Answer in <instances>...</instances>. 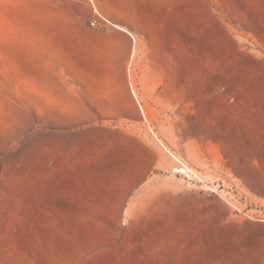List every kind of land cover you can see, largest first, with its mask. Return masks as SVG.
Returning <instances> with one entry per match:
<instances>
[{"label":"rangeland","instance_id":"rangeland-1","mask_svg":"<svg viewBox=\"0 0 264 264\" xmlns=\"http://www.w3.org/2000/svg\"><path fill=\"white\" fill-rule=\"evenodd\" d=\"M0 264H264V0H0Z\"/></svg>","mask_w":264,"mask_h":264},{"label":"built area","instance_id":"built-area-1","mask_svg":"<svg viewBox=\"0 0 264 264\" xmlns=\"http://www.w3.org/2000/svg\"><path fill=\"white\" fill-rule=\"evenodd\" d=\"M91 24H92L93 26H95V22H92Z\"/></svg>","mask_w":264,"mask_h":264}]
</instances>
